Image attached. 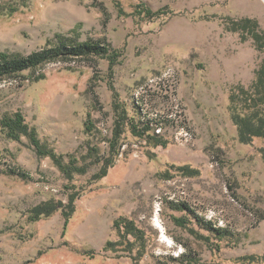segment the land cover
Returning a JSON list of instances; mask_svg holds the SVG:
<instances>
[{"label": "rangeland", "instance_id": "1", "mask_svg": "<svg viewBox=\"0 0 264 264\" xmlns=\"http://www.w3.org/2000/svg\"><path fill=\"white\" fill-rule=\"evenodd\" d=\"M142 7L168 11L149 17ZM244 19L252 23L238 29ZM71 30L123 52L113 65L56 61L0 80V118L20 111L64 163L72 156L71 168L85 169L68 178L28 136L10 138L0 126V264H257L240 257L264 254V140L239 141L228 97L264 63V0H0V50L26 55ZM132 124L165 144L134 135ZM71 195L64 235L60 210L28 219L40 202ZM119 216L145 230L139 259L136 247L102 250L118 238Z\"/></svg>", "mask_w": 264, "mask_h": 264}, {"label": "trees", "instance_id": "2", "mask_svg": "<svg viewBox=\"0 0 264 264\" xmlns=\"http://www.w3.org/2000/svg\"><path fill=\"white\" fill-rule=\"evenodd\" d=\"M166 11L168 10L165 8L152 11L147 7H142L140 13H144L149 17H154L165 15ZM243 22L245 25L238 23V29H241L242 26V30H247L248 24L252 23L250 19H244ZM73 32V30L67 33L56 32L54 37L47 40L44 46L26 55L0 50V80L16 78L25 70L35 71L50 62L56 61L66 62L83 60L97 63V59L105 58L110 65H113L123 52L120 48L113 47L111 43L107 42L104 38L81 40L74 35ZM251 33L256 40L259 41V39H262L261 35L255 33L254 30ZM260 46H263V43ZM42 77L43 75L39 73L35 76V79ZM114 107L117 109V105ZM228 110L232 122L236 126L238 139L241 143L249 144L254 138H261L264 140V63L257 69L256 76L249 86H237L230 91L228 97ZM125 112L126 111L122 108L120 112L121 115H116V117L118 116L121 121H124L126 119ZM89 117L90 114L88 113L85 123L86 128H88V125H91ZM118 125L123 126L121 122L116 123L112 131V138L109 139L110 148L116 153L117 150L113 148H116V145H118V139L122 131L119 130ZM0 126L7 130V135L10 138L18 140L22 134L28 136L36 152L41 156H49L52 158L68 178L72 177L73 170L79 171L80 173L85 171L84 168H71V165L75 162L74 157L69 156V162L64 163L62 161V155L57 154L54 149L42 143L38 138L35 128L29 126L20 111L2 116L0 118ZM147 130V126L140 129L137 125L132 124L134 135L147 139L155 146L165 144V141H162L157 135L146 133ZM259 152L264 162V147H261ZM172 167L179 173L187 176H196L200 172L197 168H192L188 165H172ZM107 168L108 166L105 165L96 177H103L107 172ZM74 200L75 197L71 195L67 203L56 199L40 202L31 209L28 219L35 221L60 210L63 216L62 235H64L69 219L74 211ZM175 208L187 211V207L184 203L176 204ZM172 219L176 225L183 228L188 227L185 217L173 216ZM200 224L207 228L206 223H201L200 221ZM113 227L117 231L118 238L116 240H108L102 247V250H126L131 253L132 249L136 247L137 253L132 257L134 259H139L143 255L146 246L145 230L139 227L133 219L125 216L116 218L113 222ZM192 229L193 228H191V232H194ZM203 238L207 240V236ZM89 255L91 257L94 256L92 253H89ZM240 260L245 262L257 261V264H264V254L242 256Z\"/></svg>", "mask_w": 264, "mask_h": 264}, {"label": "bare ground", "instance_id": "3", "mask_svg": "<svg viewBox=\"0 0 264 264\" xmlns=\"http://www.w3.org/2000/svg\"><path fill=\"white\" fill-rule=\"evenodd\" d=\"M153 223L159 229V232H161L160 236L163 238V240L171 242L170 239L164 234V227H163V225H162V223L158 217V214L156 212L153 215Z\"/></svg>", "mask_w": 264, "mask_h": 264}, {"label": "built area", "instance_id": "4", "mask_svg": "<svg viewBox=\"0 0 264 264\" xmlns=\"http://www.w3.org/2000/svg\"><path fill=\"white\" fill-rule=\"evenodd\" d=\"M155 131L158 133L160 131V127H156Z\"/></svg>", "mask_w": 264, "mask_h": 264}]
</instances>
